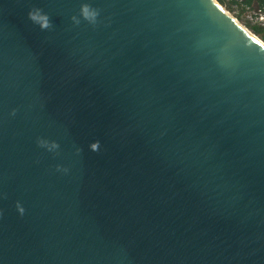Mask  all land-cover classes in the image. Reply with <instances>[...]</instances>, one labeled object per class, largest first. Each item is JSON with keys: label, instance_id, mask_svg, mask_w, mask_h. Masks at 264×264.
Listing matches in <instances>:
<instances>
[{"label": "water", "instance_id": "water-1", "mask_svg": "<svg viewBox=\"0 0 264 264\" xmlns=\"http://www.w3.org/2000/svg\"><path fill=\"white\" fill-rule=\"evenodd\" d=\"M0 264H264V45L216 0H0Z\"/></svg>", "mask_w": 264, "mask_h": 264}, {"label": "rangeland", "instance_id": "rangeland-1", "mask_svg": "<svg viewBox=\"0 0 264 264\" xmlns=\"http://www.w3.org/2000/svg\"><path fill=\"white\" fill-rule=\"evenodd\" d=\"M247 31L264 43V0H216Z\"/></svg>", "mask_w": 264, "mask_h": 264}, {"label": "clouds", "instance_id": "clouds-1", "mask_svg": "<svg viewBox=\"0 0 264 264\" xmlns=\"http://www.w3.org/2000/svg\"><path fill=\"white\" fill-rule=\"evenodd\" d=\"M82 14L87 20H89L92 23H95L96 19L99 16L100 13L97 10L91 8L90 6L84 5L83 8H82ZM29 15L34 21L42 20L43 21V23L41 24L42 27L47 28V27L50 26L49 22H48V17L46 15L41 14L39 12V10L34 11V12L30 13ZM73 20H76V18L73 17ZM76 23H79V21H76ZM42 146H45V142H42ZM50 147L51 148H56V147H58V145L53 144ZM97 147H98L97 145H93V149L94 150ZM21 212H23V209H21Z\"/></svg>", "mask_w": 264, "mask_h": 264}, {"label": "bare ground", "instance_id": "bare-ground-1", "mask_svg": "<svg viewBox=\"0 0 264 264\" xmlns=\"http://www.w3.org/2000/svg\"><path fill=\"white\" fill-rule=\"evenodd\" d=\"M245 29V28H244ZM246 30V29H245ZM247 31V30H246ZM249 32V31H248ZM250 33V32H249ZM254 38H256L259 42H261L263 45H264V43L261 41V40H259L255 35H253L252 33H250Z\"/></svg>", "mask_w": 264, "mask_h": 264}]
</instances>
